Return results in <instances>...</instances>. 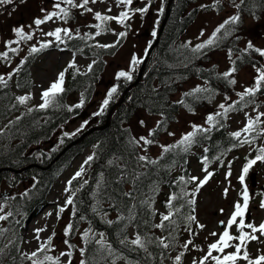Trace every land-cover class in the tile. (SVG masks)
Returning <instances> with one entry per match:
<instances>
[{
    "label": "rangeland",
    "instance_id": "rangeland-1",
    "mask_svg": "<svg viewBox=\"0 0 264 264\" xmlns=\"http://www.w3.org/2000/svg\"><path fill=\"white\" fill-rule=\"evenodd\" d=\"M76 3H80L81 0H75ZM164 0H151L149 5V11L147 14L141 16L139 13L135 14L133 18L127 23L129 28H125L115 21L109 22L107 28L109 31L102 32L99 36H96L98 31L93 25L98 23L95 20V12H100L106 15H118L120 11L124 10V6H117L115 0H106L104 3L89 4V7L93 9V12H86L84 9L72 8L67 4H61V7L68 8L69 17L67 21L63 19L53 18V20L41 25L39 29L36 28L34 20L37 18H43L46 12L56 11L54 9V0H24L18 9L10 13H3L0 17V29L3 33H0V53L8 52V59H1L3 65L0 66V76H4L5 80L16 69L19 62L17 58L11 59V54L14 52L9 51L8 42L19 40V37L15 35L14 29L22 27L26 34L33 35V39L30 41L21 40L19 43H12L11 47L17 49L16 53L19 59L23 61L28 55L32 54L30 49L40 47L41 43L51 41V46L41 51L34 53L33 60L34 65L31 70L32 80L34 87L31 92L27 93L31 99L22 104V108L15 112L11 118L0 122V153H6L9 147H13L12 143L5 141L7 137L4 132L12 121L19 118L22 112L29 111L32 108H39L41 101V93L46 90L50 84L57 79L58 74L63 71L68 63L75 59L79 71H88L89 65L95 62V58L84 57L76 55L66 46V38L63 44H59L55 41L54 37H48L44 35L47 32L55 31L57 28H65L71 30L73 36H93V44H113L120 39L113 33L127 32V36L122 39V42L116 49L112 56H108L104 59V68L93 82L90 92L87 94L85 90H80L71 95L69 103L74 107L81 101V97H84V106L79 109H75V117L73 120H69L64 123L60 128L58 134L51 139L41 142L39 145L33 146L34 154L37 152L36 159L41 160L40 157L46 155L50 156L52 150V143L61 141L64 139H73L86 129L87 124L85 118L92 119L99 115H94L99 111L102 106L103 100L107 97V93L112 87H117L118 80L116 75L119 71H130V61L133 56L141 59L145 55L146 49L153 41V32H155L156 24L160 18V12L162 9V3ZM216 0H210L206 2L194 3L199 7V11L195 20L187 28L181 42L189 44L190 46H196L204 43L215 32L216 28L223 24L226 20L235 15L236 8L231 7L230 3H225L226 10L223 12H216L215 8L212 10H204L203 7L207 4L214 5ZM148 3V0H134L133 8L144 7ZM16 4L11 5L9 8H13ZM111 7L112 11L108 12L107 9ZM45 10V11H42ZM79 10V12H77ZM149 33V35H148ZM156 33V32H155ZM203 33V35H202ZM243 46L247 47L249 42L256 48L264 49V13L261 17H244V26L242 28ZM215 64L220 70L228 72L231 70V59L227 50L215 52L210 59L209 65ZM138 67V66H137ZM136 67V68H137ZM264 68V58H260L257 66H246L241 71L235 72L231 76V80L234 79L236 83L230 84V89L221 92L212 99H209L204 103L201 109L193 110L192 112L187 109H183L170 129L159 137H153L150 133H153L154 128L161 120L158 115H150L145 111L137 112L129 122L131 131L137 138L138 145L140 147L141 156L147 158L151 156H157L163 152L161 146L168 147L170 144L178 142L184 135L193 132L194 125L199 127H208L206 118L208 115H214L217 112L223 110L219 108L220 104L229 106L235 103L240 98L237 93H241L245 88L252 87L254 85V77L257 75L256 69ZM69 71V70H68ZM67 75L65 77V84L67 83ZM125 81L124 79H120ZM196 87H204V83L200 80L193 79L188 81L183 87V90L192 89ZM21 96H25V93H18ZM180 95V93H179ZM225 97H230L226 100ZM257 100L253 103V106L245 108L242 111H230L227 114L226 119L230 128L237 132L242 131L245 127L247 118H255L259 113H264V92L257 95ZM251 99V98H250ZM108 108V107H107ZM104 111V114L106 113ZM84 113V117H81ZM103 114V115H104ZM75 119V120H74ZM264 121V117L261 118ZM83 125V127H82ZM260 129H264V122L259 125ZM80 131L77 132V130ZM77 133L72 136H65L64 133ZM243 136H248L253 141L251 145L242 147L240 150L234 152L229 160L222 166H216L208 168L210 172L214 173L209 182L200 188L197 193L196 199V222L193 226L186 231H183L179 251L176 254H172L168 264H176L175 258L181 257L180 264H193L194 260H200L207 252L208 245L214 242L218 237L210 235L212 232L220 233L223 231L220 226V221H227L231 212L234 210L233 206L236 202L242 203L241 192L242 185L239 182V176L241 175L243 166L249 159L254 158L257 155V149L264 147V135L256 136L255 134L249 136L244 133ZM142 137L154 141L150 145L143 143ZM36 149V151H35ZM94 148H87L82 155L77 156L74 161L61 172L60 177L56 181L48 200L45 205L37 211H32L26 216V223L22 229L23 244L21 248V255L23 259L21 264H33V261L29 259V255L32 252H36L41 243H46L49 237L52 238L51 250L46 249L45 252L39 253V256L34 259H43V256L47 254L53 258L59 257L60 264H68L69 260L71 264H81L82 255L81 250L85 244L84 233H89V239H103V235L97 231L92 230L85 223L83 225L74 224V208L73 206L65 205V201L69 195L73 193H66L65 189L69 181H72V187L75 193L85 184V181L90 177V165L85 164V161L89 156H93ZM195 157L191 160V169L193 176L203 179L206 173L203 171V166L198 162ZM84 168L83 176L79 179L73 180L75 174ZM231 170L232 175L226 179V173ZM257 174L258 187L254 189L251 185V174ZM3 180V179H2ZM73 183H76L73 185ZM245 184L248 187L250 194L249 202V218L256 225L264 223V209L260 208V202L264 200V190L261 186H264V162H257L250 170L245 178ZM30 184L23 186L19 182H15L14 185L9 184L8 179H5L0 184V193H9L5 195V198L0 196V216L7 215L9 212V201L13 195L19 194L28 189ZM197 188V182H195ZM225 188L228 189L227 196L224 195ZM60 206H64L66 211L60 214V218H57V210ZM160 209V206L157 207ZM223 209V214H220V210ZM51 213V215H48ZM104 218L109 219L110 214L103 215ZM4 220H0L2 223ZM73 225V231L70 235H65L66 225ZM198 224H202L205 227L201 229ZM37 229H46L39 235V239L36 236ZM234 235H238L235 226L231 230ZM248 231V229H246ZM54 234V235H53ZM259 235V233H257ZM191 240L192 243L187 248L184 247L187 241ZM264 240V237H261ZM67 241V243H65ZM9 242L7 237L2 231H0V253H3L4 248ZM235 243V242H234ZM71 245L72 247H69ZM250 258H256L260 254H264V243L259 241L250 242L247 246ZM228 252L234 251V249H227ZM61 253H71V255L61 256ZM217 253H214L216 255ZM107 264H126L121 261L116 263ZM211 264V262H209ZM238 264H247L246 261L240 260Z\"/></svg>",
    "mask_w": 264,
    "mask_h": 264
},
{
    "label": "trees",
    "instance_id": "trees-1",
    "mask_svg": "<svg viewBox=\"0 0 264 264\" xmlns=\"http://www.w3.org/2000/svg\"><path fill=\"white\" fill-rule=\"evenodd\" d=\"M193 1L175 0L171 4L169 19L160 42L153 52L146 75L126 94L124 102L110 118L109 125L89 134L82 142L73 145L65 152V166H67L74 157L82 153L85 147L91 144L97 146L93 165L96 174L98 172L100 175L95 177L96 183L99 184L98 191L95 194L89 186L84 188L77 195L75 203L79 212L83 210L87 218L92 216L96 227L105 232L108 245L102 247L101 244L89 243L85 250L86 264H100L111 255L130 263L166 264L168 252L176 249L182 230L193 223H189L187 217L195 215L196 203L194 205L188 203L189 200L194 199V196L186 195L195 192L189 166L192 148H203L199 158L201 161L207 158V165L210 166L223 163L234 150L244 145H240L231 135L233 132L223 120L216 119V126L210 127L211 130L207 133H197L194 142L187 147V150L184 145L177 144V147H171L170 151L155 160L156 163L153 164L150 163L152 160L142 161L139 158L136 141L130 130L125 127V123L136 110L145 109L151 114L162 115L163 122L160 127L164 128L169 122L176 120L181 108L202 106L205 101L226 89L229 78H224V73H221L216 66H206L210 61L209 54L215 50L229 49L233 54L232 65L236 71L246 65H257L259 55L253 49L241 50L238 28L243 27L242 16L259 17L264 12V0H240L237 4L240 17L238 24L225 25L219 33L217 44L207 51L205 58L192 54L187 47L177 45L178 38L193 21L195 11L188 12ZM226 32L229 34L225 35ZM113 49H101L98 52L104 54ZM89 50L86 48L83 52L87 54ZM91 54L93 53L90 52ZM102 67V61L98 60L91 72L84 74L79 72L80 74L73 76L71 71L65 92L58 97V106L39 110L34 116L23 118L17 127L15 137L24 139L25 143L6 154L0 153V168H5L6 171L10 168H25V165L36 164L33 168L36 174L33 169L24 172L27 175L34 174L38 178L35 197L31 204L30 201L26 202V208L30 204L32 210L39 204L41 198L48 192L54 177L53 165L45 170L40 169L33 159L23 156L27 144L36 143L47 137L62 122L70 118L71 113L67 111V107L65 106L64 110L60 105H63L68 96L75 91L91 86ZM191 79L207 82L205 88L210 91L197 93L196 96L201 97L200 99L188 95L182 100L184 103H180L174 97L180 85ZM262 92L264 87L258 93ZM253 102L249 97H245L244 101H237V104L239 107L242 104L243 109V106L251 105ZM36 167L38 169H35ZM164 189L167 191L165 196ZM173 195L176 199L170 201ZM159 199L166 215L172 213V220L175 221V223L163 222L164 228L156 227L157 224L162 223V216L159 217L155 210ZM169 202L171 208L168 207ZM96 206L116 211L119 216L111 223L104 222L91 212ZM129 227L134 229L136 237L141 238L146 250L129 241ZM161 239L169 244L167 249L159 243ZM11 250H15V247H11ZM17 262V254L9 253V257L0 258V264H17Z\"/></svg>",
    "mask_w": 264,
    "mask_h": 264
},
{
    "label": "snow or ice",
    "instance_id": "snow-or-ice-1",
    "mask_svg": "<svg viewBox=\"0 0 264 264\" xmlns=\"http://www.w3.org/2000/svg\"><path fill=\"white\" fill-rule=\"evenodd\" d=\"M106 0H81L80 3H76L75 0H54L53 7L54 9H57L56 11L52 12H46L45 16L43 18H37L34 20V24L37 29L40 28L41 25L45 24L48 21L53 20V18L57 19H63L67 21L69 17V10L68 8L61 7V4H67L72 8H80L84 9L86 12H93V9L89 7V4H96V3H104ZM220 0H217V3H219ZM14 3V0H0V6L4 5H12ZM115 3L117 6H124V10L120 11L118 15H106L102 14L100 12H95L94 18L98 23L93 25L98 31L96 32V36H99L102 32L109 31L110 29L107 28V25L109 22L115 21L117 24L129 28L130 25L127 23L130 21L133 16L137 13H139L141 16L145 15L149 11V5L151 4V0H148V3L144 7H137L133 8L132 5L134 3V0H115ZM233 4H235V0H233ZM237 8L239 5H235ZM42 11H45L42 9ZM108 12H111L112 9L109 7L107 9ZM240 20L239 15H233L230 19L225 21L224 24H221L219 27L216 28L215 32L211 35L209 39H207L204 43L196 45L194 48H192V51L195 52H200L205 48H209L211 46H215L218 42V36L217 34L221 32L222 29L225 28V25L227 24H238ZM15 35L19 37V40L16 41H10L8 42V49L11 52H16L17 49L12 48L11 44L12 43H19L21 40L23 41H30L33 39V35L26 34L24 32V29L22 27L14 29ZM117 35L120 39H123L127 36V32H119V33H113ZM229 33H225V35H228ZM44 35L48 37H54L55 41L59 44H63L65 42V37L72 39L73 34L71 30L65 29V28H57L55 31L52 32H47ZM153 35L155 36L156 33L153 32ZM203 35V33H202ZM82 39H94L93 36L89 35L86 37H81ZM120 39H118L115 43L113 44H97L96 47L98 48H115L120 42ZM51 46V41L49 42H44L40 44V47H35L33 46L30 51L31 53H37L41 51L42 49L48 48ZM248 49H253L255 53H257L260 57L264 58V49L260 48H254L251 42L247 44ZM0 59H8V52H3L0 53ZM143 63V61L135 56L130 61V71H124L121 70L117 73L116 79H124L125 81H132L133 79V73L136 71V67ZM72 69L73 70V76L79 73V69L77 67V64L75 62V59L71 60L67 67L61 71L57 79L53 81L50 86L44 90L41 93V101L42 103L39 104V109L40 110H47L51 106H58V97L63 95L65 92V77L66 74L68 73V70ZM16 71H19V68L16 69ZM88 71H92V65H89ZM236 72V68L233 67L230 71L225 72L223 74L224 78H228L233 76V74ZM257 75L254 77V85L252 87L245 88V90L241 93H237V95L240 97V101H244L245 97H255L258 92L261 91L262 87H264V68H257L256 69ZM9 79L11 78L10 76L8 77ZM6 80L4 76H0V84H4L6 86ZM229 83L234 85L236 81L234 79L229 80ZM210 91L207 88H201V87H196L192 93H186L185 95H192L196 96L197 93H205ZM117 93V87H112L110 91L107 93V97L103 100L102 106L99 109L97 113L94 115H103L105 109H107L109 103L113 100L114 94ZM197 99H200L201 97L196 96ZM20 104H26L31 97L29 96H21L17 98ZM226 100L230 99V97H225ZM251 102V101H250ZM180 103H184V101H180ZM84 106V97L82 95L81 101L77 103L74 107L72 106H66L68 112L74 111V109H79ZM219 108L222 109V112H217L215 115H208L206 118V122L208 125L211 127L216 126V119L217 116H224L227 117V114L230 111H234L236 106L235 104L225 106V104H220ZM33 109H29V111H32ZM191 111V109L189 108ZM262 117H264V113H259L255 118L248 117L247 122L245 127L242 129V131H237L232 133L231 135L240 143V145L243 144H249L251 145L253 141L249 139L247 136H245L244 139H241L242 134L247 133L249 136L252 134H255L256 136H261L264 135V129H260L259 125L264 122L262 121ZM87 123V122H85ZM83 127V125H82ZM194 131L190 132L186 135L183 136V138L180 140L179 144L185 146V150H187V147L190 146L194 142V137L197 135V133H207L211 130V128H204V127H199V126H193ZM80 131V129L77 130V132ZM77 133H64L65 136H72L76 135ZM154 133H150L152 135ZM143 143L145 145H150L154 143V141L149 140L147 138L142 137ZM61 143H63V140L61 139ZM178 145H173L172 147H177ZM163 152H168L170 151L169 147L166 146H161ZM94 159L93 156H89L87 160L85 161V164L90 163ZM140 159L142 161H147V157L141 156ZM257 162H264V147H261L257 149V155L249 159L247 163L243 166L241 175L239 176V182L242 185V192H241V198H242V203L241 202H236L233 206V211L231 212L229 218L227 221H220V226L222 227L223 231L220 233L217 232H212L210 233L211 236L213 237H218L214 242L208 245V250L206 254L200 259V260H194L193 264H238V261L244 260L247 262V264H264V254L258 255L256 258H250L247 246L250 242L253 241H259L261 243H264V240H261V237H264V223H260L259 225H256L254 222H252L250 219H248V209H249V202H250V194L248 191V187L245 184V178L247 177L249 170L257 164ZM150 163L155 164L156 161L152 160ZM202 163L205 164V167L203 168V171L206 173L205 177L201 180L198 177H191V182H197V188L196 191H198L200 188L204 187L209 180L212 178L214 173L210 172L208 167H207V158H205ZM84 173V168L82 167L80 171H78L75 176L73 177V180L79 179L83 176ZM232 175L231 170H229L226 173V179L229 178ZM87 183V181H85ZM187 183V181H185ZM66 193H73V195H69L68 198L65 201V205L68 206H73L75 208V200H74V189L72 187V181L68 182V185L65 189ZM228 189L225 188L224 190V195L227 196ZM26 195V193H25ZM186 195H192L195 196V192L193 193H186ZM176 196L173 195L170 197L171 200H175ZM189 204H195V200H189ZM168 207L171 208L172 205L169 202ZM260 208L264 209V200L260 202ZM194 210V209H193ZM0 211H2V208H0ZM66 211V208L64 206H60L57 210V218H60V214L64 213ZM176 211L178 212L179 209L177 208ZM220 214H223V209L220 210ZM11 215V213H8L7 215H2L0 216V220H6L8 216ZM48 215H51L49 213ZM172 213L168 215H163L162 216V223L157 224V228H164L165 224L163 222H171L175 223V221L172 220ZM187 220L189 223L191 222H196L197 218L195 215H189L187 217ZM111 223V221H109ZM235 226L236 232L238 235H234L232 233V229ZM198 227L203 229L205 226L202 224H198ZM248 229V231H246ZM46 229H37L36 230V236L37 239H39V235L42 231H45ZM73 231V225L68 224L65 227V235H70ZM259 233V235H257ZM54 235V234H53ZM84 239L87 241L89 239V233L85 232L84 234ZM235 242V243H234ZM67 243V241H65ZM133 244L145 248V245L141 238L137 236L135 240L132 241ZM159 243L167 249L169 247L168 243H165L163 239L159 241ZM192 241L189 240L185 243L184 247L187 248L189 244H191ZM51 244H52V238L49 237L48 241L46 243H41L39 249L36 252H32L31 255H29V259L33 261V264H60V259L59 257L53 258L52 256H48L45 254L43 256V259H34L39 256V253L45 252L46 249L51 250ZM69 247H72L71 245H68ZM232 248L234 251L228 252L227 249ZM146 250V248H145ZM214 253H217L214 255ZM64 255H71V253H61V256ZM81 255H83V250H81ZM181 257L177 256L175 258L176 264H180ZM68 264H71V261L69 260ZM81 264H86L85 261H81Z\"/></svg>",
    "mask_w": 264,
    "mask_h": 264
},
{
    "label": "water",
    "instance_id": "water-1",
    "mask_svg": "<svg viewBox=\"0 0 264 264\" xmlns=\"http://www.w3.org/2000/svg\"><path fill=\"white\" fill-rule=\"evenodd\" d=\"M254 177H255V176H252V179H253V180H254ZM254 185H255V183H254Z\"/></svg>",
    "mask_w": 264,
    "mask_h": 264
},
{
    "label": "flooded vegetation",
    "instance_id": "flooded-vegetation-1",
    "mask_svg": "<svg viewBox=\"0 0 264 264\" xmlns=\"http://www.w3.org/2000/svg\"><path fill=\"white\" fill-rule=\"evenodd\" d=\"M64 153H65V151H64Z\"/></svg>",
    "mask_w": 264,
    "mask_h": 264
}]
</instances>
